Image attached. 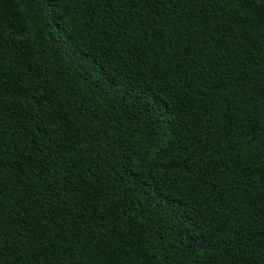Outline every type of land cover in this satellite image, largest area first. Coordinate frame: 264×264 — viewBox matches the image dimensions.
Wrapping results in <instances>:
<instances>
[{
	"label": "trees",
	"instance_id": "16d2710c",
	"mask_svg": "<svg viewBox=\"0 0 264 264\" xmlns=\"http://www.w3.org/2000/svg\"><path fill=\"white\" fill-rule=\"evenodd\" d=\"M0 264H264V0H0Z\"/></svg>",
	"mask_w": 264,
	"mask_h": 264
}]
</instances>
